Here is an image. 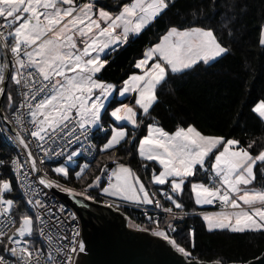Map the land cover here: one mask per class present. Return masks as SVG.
Masks as SVG:
<instances>
[{
  "label": "snow or ice",
  "instance_id": "obj_1",
  "mask_svg": "<svg viewBox=\"0 0 264 264\" xmlns=\"http://www.w3.org/2000/svg\"><path fill=\"white\" fill-rule=\"evenodd\" d=\"M175 6L176 0H130L110 11L99 0H0V95L5 96L19 126L14 139L26 151L31 171H39L34 150L42 151L45 157L64 156L66 147L79 143L81 138L87 140L92 129H102V113L107 111L106 102L115 92L120 97L134 94V103L119 101L110 117L121 125L127 122L133 129L143 123L138 116L151 120L147 135L136 145L142 160L160 166L158 174L153 169L151 183L170 184L171 193L180 194L186 181L195 177L198 170H204L210 173V182L191 183L195 204L218 201L222 209L203 215L208 231L264 233V188L254 187L257 172L264 177V140L258 144L256 139H250L244 146L239 139L206 135L191 124L178 125L169 132L151 114L159 102V90L175 74L186 73L200 63L208 65L232 51L230 44L217 35L216 28L203 25L201 17L206 14L202 6L191 13L193 23L170 26L158 43L134 61L133 67L139 71L124 79L122 87L117 89L115 84L98 79L110 63V53L139 37ZM209 6L215 8L217 0H210ZM228 7L231 12H225L219 24L222 34L233 37L236 19L244 9L238 3ZM258 44L264 49V23L259 27ZM10 64L12 71L8 72ZM8 80L11 87L6 91ZM251 111L264 122V100L255 103ZM127 136L123 126L112 127L110 137L99 149L102 153L111 152L108 158L116 165L106 187L101 186V179L109 171L107 165L79 192L47 179V172L39 183L85 200L95 199L89 189L96 188L106 196L152 204L155 194H150L133 169L115 154L122 142H131ZM132 139L135 140L134 135ZM57 142L63 145L60 151L51 147ZM257 147L259 151L254 154L252 150ZM78 154L75 150L68 152L66 163L52 171L67 179L70 170L66 164ZM10 163L19 178L24 165L18 158ZM43 163L41 157L40 164ZM87 168V164L83 165L75 177L83 180ZM23 175L27 178L28 173ZM12 191V181L0 179V253H4L0 254V264H72L73 255L85 251V244L77 240L79 232L74 230L70 240L63 235L60 227L65 220L40 199L27 200L34 215L24 212L17 219L13 214L16 202L6 198ZM163 195L177 209L183 207L173 195ZM155 204L162 207L159 200ZM63 211L61 206L58 212ZM163 211L171 214L173 209ZM71 219L75 220V215ZM153 234L188 258L189 264H224L223 258L202 261L193 257L191 251L158 226ZM37 236L47 245V255L36 246ZM189 237L195 248L194 230ZM61 240H69L70 247L58 243ZM61 256L63 259L58 260ZM258 259L264 264V257Z\"/></svg>",
  "mask_w": 264,
  "mask_h": 264
},
{
  "label": "trees",
  "instance_id": "obj_2",
  "mask_svg": "<svg viewBox=\"0 0 264 264\" xmlns=\"http://www.w3.org/2000/svg\"><path fill=\"white\" fill-rule=\"evenodd\" d=\"M127 2L130 0H99V4L110 11L118 10L122 3ZM233 3H238L244 11L236 19L234 36L229 37L227 33H221L219 21L225 12H231L228 6ZM209 5L210 0H176V6L158 18L139 37L131 39L127 45L110 53L108 56L110 63L98 74V79L115 84L117 89L122 87L124 79L139 71L133 67L134 61L142 58L143 52L148 47L158 43L159 38L170 26L193 23L191 13L197 7L202 6L206 14L205 17H201L203 25L216 28L217 35L224 43L230 44L232 51L208 65L200 63L186 73L175 74L159 90V102L151 110V114L169 132L175 131L178 125L187 127L191 124L206 135L236 138L241 140L244 146L250 139H256L259 144L261 140H264V122L252 113L251 108L255 103L264 100V49L258 44L259 27L264 23V0H217L215 8ZM9 87H11V82H9ZM13 94L16 95L15 92ZM117 94L118 91L109 103L107 111L104 112V118H109L110 110L117 106L119 101L134 103L132 97L118 100ZM4 113L6 118L11 120L12 110L8 107L6 99ZM138 119L143 120L140 127L128 129L127 139L131 142H122L115 150V154L120 158L121 163L131 167L134 173L146 183L147 188H150L147 177L151 175L153 169L158 173L159 168L156 163L139 158L136 145L140 138L147 135V124L151 120L143 116H138ZM110 122L116 125L110 119L108 124H105L108 129ZM94 130L96 131L94 140L98 156L88 165L84 179L78 180L75 177V172L79 170V167L70 166H68L70 176L67 179L55 172H50L56 179L68 186L82 189L91 183L96 175H100V169L107 165L109 171L101 179V186L106 185V178L116 165L108 158L111 152L102 153L99 149L110 136V131ZM133 135L135 140L132 139ZM252 151L255 154L259 148H254ZM14 156L15 149L0 126V161L5 162L0 164V179L12 181L13 191L6 194V198L14 199L16 202L13 214L18 219L22 213L29 214V212L13 177L10 161ZM145 164L147 168L144 167ZM209 175L210 173L204 170H198L195 177L186 181L181 195L171 193L169 185L157 186L156 193L165 205L174 206L163 195V193H169L174 195V199L183 206L179 210L202 213L204 210L194 203L190 183H209ZM254 187L264 188V177L259 172H257ZM123 211L142 229L153 233L158 226L166 231L167 221L156 224L153 220L149 221L148 217H143L140 211L128 208H124ZM176 230L171 238L191 251L193 257L202 261L223 258L224 264H246L257 259L264 252V233H232L228 230L209 232L202 216L194 215L185 218L182 223L176 225ZM191 230L195 232V248H192L190 243L189 232ZM36 239V246L42 247L38 236Z\"/></svg>",
  "mask_w": 264,
  "mask_h": 264
},
{
  "label": "built area",
  "instance_id": "obj_3",
  "mask_svg": "<svg viewBox=\"0 0 264 264\" xmlns=\"http://www.w3.org/2000/svg\"><path fill=\"white\" fill-rule=\"evenodd\" d=\"M18 99L19 97L17 96V100ZM25 119L27 120L30 118L25 117ZM10 122L14 126L16 131L19 130V126L16 125L15 120H14L13 111H12V117H11ZM0 126L4 134L10 141L11 146L13 147V149H15L14 158H18L20 163L24 165L23 169L21 170V174L19 175V178H17V173L12 169V166H11V169H12L13 177L16 181L17 188L19 190L20 195L23 197L25 201L26 209L29 212V214L34 215V210L28 206L27 200L30 198L33 200L40 199L50 210L57 212L62 217V219L65 220V223H63L60 227V232L63 235H66L70 240L72 237L73 231L74 230L78 231L79 236L77 237V240L84 243V239L82 237V230H83L82 222H81L80 217L74 211V209L59 196L57 192L63 193V194H67V193L56 187H51V188L45 187L44 185H41L39 183V179L44 177L45 172H47V179L51 181H59L50 172H52V169H54L55 167L61 164H65L68 152L73 151V150L77 151L79 154L76 157H74L71 162H68L67 164L76 163V165L79 167V170H80V168L83 167V165L85 164L89 165L91 162H94L98 156V149H97V146L94 140L96 131L92 129L89 134V138L87 140H84L83 138H81V141L79 143H74L73 145L66 147L64 156L49 155L45 157L42 151L34 150V156L37 159V166L39 168V171H31L30 162H26V152L15 141L14 139L15 135L9 130V128L4 124V122L1 119H0ZM27 126L30 127V125H27ZM29 139H31V137H29ZM62 146L63 145L61 144V142H57V144L51 145V147L54 148L55 151H60ZM41 157L44 158L43 164H40ZM25 172L28 173L27 178H25V176L23 175V173ZM108 181L109 180L107 177L106 182ZM59 183L65 185L66 187L75 189L77 192L82 190V189L68 186L62 183L61 181H59ZM89 191L91 192V195L95 198L94 200H90L91 202H97L105 206H107L108 203H111L113 205L112 206L113 209H116V211H120L128 218V223L130 227L132 226L130 225L131 220L129 216L123 211L124 208L138 210L142 213L143 217H148L150 220H153L156 224H159L162 221H167L166 232L169 234V236H173L176 233V225L182 223L185 218L191 217L194 215L200 216V213H189L186 211H181L177 209L175 206L165 205L164 202L160 198L155 199L152 206H141V205L130 204L126 202H120L118 200L109 198L103 195L101 192L93 190V189H89ZM33 192L35 193V195H33ZM156 200H159L162 207H159V208L156 207V204H155ZM61 206L64 209L63 213L58 212V209ZM163 208H172L173 212L171 214L166 213L163 211ZM221 210L222 209H221L219 202L218 201L215 202L214 208L212 211L220 212ZM72 215H75L76 217L75 220L71 219ZM45 218H47V215H45ZM169 224H171L172 227H169ZM132 228L138 229V230L141 229L138 226H132ZM173 229L175 230L173 231ZM69 240H61V241H58V243H60L63 246L70 247ZM40 242L45 252V255H47V250H48L47 245L41 239H40ZM0 254H4V253H0ZM78 254L79 253L73 255L72 264L76 263ZM62 259H63L62 256L58 257V260H62Z\"/></svg>",
  "mask_w": 264,
  "mask_h": 264
},
{
  "label": "water",
  "instance_id": "obj_4",
  "mask_svg": "<svg viewBox=\"0 0 264 264\" xmlns=\"http://www.w3.org/2000/svg\"><path fill=\"white\" fill-rule=\"evenodd\" d=\"M11 71L10 64L8 72ZM9 82L5 85L6 91ZM5 99L0 95V119L15 135L16 129L10 120L5 119ZM57 193L78 213L82 222L85 252L77 255L75 264H189L188 258L178 253L162 237L148 230L130 227L128 218L120 211L83 197ZM260 257H264V252ZM258 258L249 262L260 264Z\"/></svg>",
  "mask_w": 264,
  "mask_h": 264
},
{
  "label": "rangeland",
  "instance_id": "obj_5",
  "mask_svg": "<svg viewBox=\"0 0 264 264\" xmlns=\"http://www.w3.org/2000/svg\"><path fill=\"white\" fill-rule=\"evenodd\" d=\"M106 83H108V82H106ZM110 83V82H109ZM113 84V83H112ZM115 94H116V92L113 94V96L112 97H110L109 98V100L106 102V107H108V105H109V103L111 102V100L115 97ZM134 94H128L126 97H120L119 96V93L117 94V99L118 100H124V99H126L127 97H132ZM117 106H119V104L117 105ZM116 107V106H115ZM113 109V108H112ZM111 109V110H112ZM111 110H110V112H111ZM110 112H109V118H104V112L102 113V130H109L110 131V135H111V128L112 127H119V126H121V124H118V125H113V124H111L112 122H110L109 123V129L105 126V124H108V122L110 121V119H112V120H114L113 118H111L110 117ZM115 122V121H114ZM117 123H121V122H117ZM123 126H125V128L127 129V132H128V129L129 128H133L130 124H128V123H123L122 124ZM110 137V136H109ZM140 158V157H139ZM145 161V160H144ZM147 162H151V161H147ZM154 163H156V162H154ZM157 164V166H158V168H159V170H160V166H159V164L158 163H156ZM66 166L68 167V166H70V167H78L77 165H76V163H73V164H66ZM206 167H207V165H206ZM69 168V167H68ZM69 170H70V168H69ZM158 174V173H157ZM109 175H111V172H110V174ZM109 175H108V180H109ZM137 175V174H136ZM137 176H139V175H137ZM151 176H152V173H151V175L149 176V177H147L148 178V181H149V185H150V188H147L148 186L146 185V183L144 182V181H142V178L139 176V178H140V180H141V182L145 185V187H146V189L149 191V193L150 194H152V193H154L155 195H153V196H157V193H156V187L157 186H166V185H169V187H170V184H165V185H154V184H152L151 183ZM112 182H115V177H113L112 178ZM183 189H184V187H183ZM256 189H259V188H256ZM93 190H98V189H96V188H93ZM170 191H171V187H170ZM190 192H191V194H192V196H193V200H194V203H195V197H194V194L192 193V191H191V183H190ZM182 193H180L179 195H181ZM153 196H152V199H153ZM108 197V196H107ZM121 200H124V199H122V198H120ZM125 201H128V202H132V203H136L135 201H130V200H125ZM137 203H140V202H137ZM141 204H143V203H141ZM196 205V204H195ZM198 208H201V210H204V211H206L205 213H213V212H216V211H211V207H213L214 206V204H211V205H196ZM205 213H203L202 215H204ZM201 215V216H202ZM202 220H203V216H202ZM203 222H204V220H203ZM205 223V222H204ZM130 225H132V226H136V224L133 222V221H131L130 222ZM205 225H206V223H205ZM131 226V227H132ZM206 228H207V225H206ZM208 230V229H207ZM214 231H223V230H214ZM234 264H236V263H234ZM238 264V263H237Z\"/></svg>",
  "mask_w": 264,
  "mask_h": 264
},
{
  "label": "crops",
  "instance_id": "obj_6",
  "mask_svg": "<svg viewBox=\"0 0 264 264\" xmlns=\"http://www.w3.org/2000/svg\"><path fill=\"white\" fill-rule=\"evenodd\" d=\"M114 121V120H113ZM116 123V125H118V124H121V123H117V122H115ZM123 123H127V122H123ZM104 131V130H103ZM106 131H108V130H105L104 132H106ZM88 169V168H87ZM87 169H85V172L87 171ZM79 171V170H78ZM54 171H52V173H53ZM108 183H109V181L106 183V185L104 186V187H106L107 185H108ZM99 192H100V190H99ZM106 196V195H105ZM109 198H112V199H115V200H118V201H120V202H126V203H130V204H136V205H141V206H150V205H153V203L152 204H141V203H132V202H128V201H125V200H121L120 198H115V197H110V196H108ZM158 198V195L157 196H153V201L155 200V199H157ZM202 215V214H201ZM203 216V215H202ZM170 237H172V236H170Z\"/></svg>",
  "mask_w": 264,
  "mask_h": 264
},
{
  "label": "bare ground",
  "instance_id": "obj_7",
  "mask_svg": "<svg viewBox=\"0 0 264 264\" xmlns=\"http://www.w3.org/2000/svg\"><path fill=\"white\" fill-rule=\"evenodd\" d=\"M5 114V113H4ZM166 192V191H165ZM172 195V194H171ZM174 196V195H173ZM165 197V196H164ZM160 198V197H159ZM161 199V198H160ZM88 201H90V200H88ZM154 202V201H153ZM147 206V205H146ZM150 206H152V205H150ZM131 210H133V209H131ZM75 211V210H74ZM136 211H138V210H136ZM76 212V211H75ZM77 213V212H76ZM78 214V213H77ZM79 216V215H78ZM80 217V216H79ZM155 223V222H154ZM177 231V230H176Z\"/></svg>",
  "mask_w": 264,
  "mask_h": 264
},
{
  "label": "flooded vegetation",
  "instance_id": "obj_8",
  "mask_svg": "<svg viewBox=\"0 0 264 264\" xmlns=\"http://www.w3.org/2000/svg\"><path fill=\"white\" fill-rule=\"evenodd\" d=\"M94 215H97V214H95V211H93L92 212ZM81 254H84V252L83 253H81ZM81 254L79 255V258L78 259H80V257H81Z\"/></svg>",
  "mask_w": 264,
  "mask_h": 264
}]
</instances>
